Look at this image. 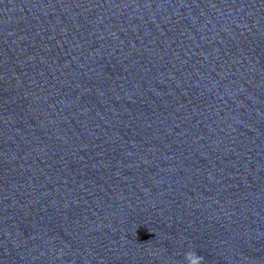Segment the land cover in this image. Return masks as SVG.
Listing matches in <instances>:
<instances>
[{"label":"water","instance_id":"1","mask_svg":"<svg viewBox=\"0 0 264 264\" xmlns=\"http://www.w3.org/2000/svg\"><path fill=\"white\" fill-rule=\"evenodd\" d=\"M264 264V0H0V264Z\"/></svg>","mask_w":264,"mask_h":264},{"label":"clouds","instance_id":"2","mask_svg":"<svg viewBox=\"0 0 264 264\" xmlns=\"http://www.w3.org/2000/svg\"><path fill=\"white\" fill-rule=\"evenodd\" d=\"M188 264H202V258L196 255L194 252H190L186 255Z\"/></svg>","mask_w":264,"mask_h":264}]
</instances>
